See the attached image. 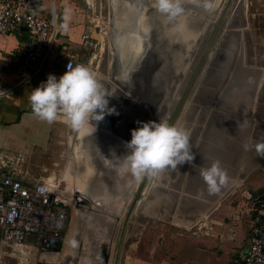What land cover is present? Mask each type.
Wrapping results in <instances>:
<instances>
[{
  "label": "crops",
  "instance_id": "obj_1",
  "mask_svg": "<svg viewBox=\"0 0 264 264\" xmlns=\"http://www.w3.org/2000/svg\"><path fill=\"white\" fill-rule=\"evenodd\" d=\"M89 1L44 0L43 14L51 15L55 20L54 43L51 61L47 62L45 59L38 68L22 63L24 45L29 39V33L24 27L8 32L0 31V168L24 183L58 180H50L49 177H44L43 172L34 171L41 165H36L32 156L52 152L55 143L59 142L57 138L68 133L67 127L61 120L49 124L35 117L28 96L34 88L46 82L49 74L58 79L65 72L62 68L63 53L74 56L84 53L81 34L87 23L86 9L92 6ZM58 14L61 19L59 25ZM102 46L103 42L98 52L97 64L93 66L94 70L99 68ZM226 55L230 61H226ZM226 55H222L221 68H214L217 73H223L224 81L221 86L216 83L207 86L216 90L213 94L221 91V95L216 96V100L213 95L212 99L215 101L200 103L208 111L205 118L197 124V143L192 145L194 160L191 164L180 165L183 166L182 170L177 167L173 170V175L161 177L164 170V173L148 179L145 187V227L140 232L142 235L145 233V240L126 243L125 236L129 232V225L126 224L117 264H231L246 249L249 228L246 211L249 201L241 197L240 193L235 197L232 195L243 189L254 194L264 191V158L257 157L254 150L246 151L244 148L246 143L258 142L251 136L256 130L255 122L258 120L256 110L264 85V67L244 63V59L240 57L234 63L235 56L228 50ZM100 122H97L95 132L100 133ZM105 135L108 136V133ZM75 136L79 137V132ZM213 161L220 162L228 182L221 187L219 193L209 194L200 171L209 167ZM44 169L48 168L44 166ZM92 199L95 200V205H82L83 209H87L86 212L93 211V216L96 215L89 225L94 234L91 246L99 250L97 264H110L109 257L117 246L114 247L112 240L116 227L112 214L104 211H109L110 205L107 202L112 197L94 196ZM224 200L229 201L224 206L226 212L216 216ZM233 200L237 201L235 205L230 203ZM74 208L69 209L70 219ZM225 216L232 220L222 222ZM241 217L248 224L243 233L245 243L242 246L234 243V229L239 224L243 225ZM120 230L121 227L119 233ZM74 231L75 228L72 227L71 232ZM65 240L66 233L60 249L63 248ZM221 243H229L228 249L232 247V251L229 250L228 254L217 252ZM68 247L69 245L65 246V252ZM60 249L53 253H58ZM215 253L219 256H215ZM59 254H53L49 259L55 260ZM42 261L46 264L55 262L38 257V253H35L28 264ZM87 264L92 262L88 260Z\"/></svg>",
  "mask_w": 264,
  "mask_h": 264
},
{
  "label": "rangeland",
  "instance_id": "obj_2",
  "mask_svg": "<svg viewBox=\"0 0 264 264\" xmlns=\"http://www.w3.org/2000/svg\"><path fill=\"white\" fill-rule=\"evenodd\" d=\"M77 1L81 2V0ZM126 1L133 3V12L128 13V18L123 23H115L111 26L113 20H122L128 12L123 8L122 0L89 1L92 6L86 9L85 16V22L102 28L100 34L94 33L103 42L100 65L97 70L92 67L91 71H95L94 75L110 95L108 107H114L118 115L106 114L100 122V133L97 131L83 136L82 132H79L78 137L75 136L76 131L66 126L68 133L57 138L59 142L55 143L52 152L32 156L36 165H41L34 171L43 172L44 177H49L50 180L57 178L56 181L61 187L63 186L65 196H70L75 190L66 184L65 178L71 176L76 187L81 189L86 187L84 192L86 197L105 198L106 195L112 197L107 202L110 205L109 211L104 207V212L113 216V224L116 227L115 232L112 233L114 247L117 245L119 227L135 194H138V198L127 222L129 232L125 239L126 243L145 240V233L142 235L140 232L142 227H145V187L151 176L148 175L147 179H144L145 175L136 180L130 174L122 176L117 172L127 153L125 143L131 139V130L141 126V122L167 120L170 124L188 130L190 144L195 146L199 133L198 121L203 120L208 111V108H203L200 103L213 100V95L216 100V96L221 95V91L213 94L216 90L207 86H213L214 83L221 86L224 81L223 73L214 70L215 67L221 68L222 55L225 56L228 50L235 56L234 63H237L235 59L240 57L244 59V63L264 67V0H212L211 11L193 4L191 0H183L184 12L171 20L157 12L153 7L154 0ZM124 5L126 6L127 3ZM138 16L139 21L136 23ZM182 22L189 30L196 29L197 34L185 38L182 33ZM99 28H96L97 33ZM126 30L138 33V36L133 34L131 39L136 52L133 54L136 56L134 59L127 57V68L119 71V55L116 50L119 38L117 39L116 36H120V33ZM109 37L114 38L112 44L108 42ZM210 37L212 41L209 55L188 85L195 65ZM107 43H110L111 49L107 48ZM140 44H142L141 49H139ZM52 51L46 56L47 62L52 59ZM230 60L226 55V61ZM173 113V119H170L168 116H172ZM256 117L258 119L255 122L256 130L251 138L264 142V85L257 102ZM104 132L108 133V136ZM89 165L93 170L92 174L87 184L81 185L80 182H85V179L82 177L79 181L77 177L80 173H89ZM44 166L48 169H44ZM178 168L182 170L183 166ZM164 175H173V169H165L161 177ZM239 193H234L232 196L235 197ZM226 201L228 200H224L216 216L224 211L225 204L229 203ZM230 203L235 205L237 201L233 200ZM70 208L72 206L67 208L68 218L65 229L68 240H65L57 259L51 261H55L54 264H87L90 260L92 264H97L99 250L91 246L94 234L89 226L96 215L93 216V211H87L88 214L87 209H83L86 213L81 212L79 206L76 210L74 208L70 219ZM226 218L228 217H223L222 222L232 220ZM240 219L243 225L239 224L235 227L234 243L242 246L245 243L243 233L248 224L244 217ZM72 227L75 228L73 233ZM240 230L244 232L241 233ZM66 243H69V247L65 252ZM228 244L221 243L219 247L216 245V251L228 254L229 250L233 249L232 247L228 249ZM115 251L116 248L109 257L110 264ZM215 256L219 255L215 253ZM0 264H18V262L12 256H4ZM37 264L46 263L42 261Z\"/></svg>",
  "mask_w": 264,
  "mask_h": 264
},
{
  "label": "built area",
  "instance_id": "obj_3",
  "mask_svg": "<svg viewBox=\"0 0 264 264\" xmlns=\"http://www.w3.org/2000/svg\"><path fill=\"white\" fill-rule=\"evenodd\" d=\"M43 2L0 0V31L26 28L29 39L24 45L22 63L35 68L45 61L54 43L55 20L43 14ZM97 27L90 23L84 25L82 55L62 54L64 71L69 63L84 65L90 70L96 66L101 46L100 38L94 35ZM98 30L100 34L102 28ZM240 196L249 201L248 243L231 264H264V191L254 194L243 189ZM71 206H75L73 196L66 198L58 181L24 183L0 168V260L12 256L18 264H28L35 253L40 257L43 252H57L65 235L67 208Z\"/></svg>",
  "mask_w": 264,
  "mask_h": 264
},
{
  "label": "clouds",
  "instance_id": "obj_4",
  "mask_svg": "<svg viewBox=\"0 0 264 264\" xmlns=\"http://www.w3.org/2000/svg\"><path fill=\"white\" fill-rule=\"evenodd\" d=\"M206 11L213 8L212 0H191ZM183 0H154L153 7L168 20L184 12ZM110 95L94 73L84 65H67V70L57 79L49 74L46 82L34 88L28 96L32 113L49 124L61 120L73 131L93 134L97 122L105 115L117 114L109 108ZM94 122V125H93ZM127 153L117 168L119 175L130 174L136 180L145 175L157 176L165 169H177L194 160L190 144V132L167 120L141 122L131 130V139L125 143ZM246 151L254 150L264 158V142L246 143ZM200 176L209 194L219 193L228 182L226 172L219 161L202 168Z\"/></svg>",
  "mask_w": 264,
  "mask_h": 264
},
{
  "label": "flooded vegetation",
  "instance_id": "obj_5",
  "mask_svg": "<svg viewBox=\"0 0 264 264\" xmlns=\"http://www.w3.org/2000/svg\"><path fill=\"white\" fill-rule=\"evenodd\" d=\"M123 1V8H125V11H128V13H131V12H133V8H132V5H133V3L132 2H130L129 3V7H128V4L125 6L124 4L126 3V0H122ZM130 4H131V6H130ZM145 4V3H144ZM144 4H143V6H144ZM142 6V5H141ZM143 6L141 7V8H143ZM142 10V9H141ZM127 13V14H128ZM126 14V17H128V15ZM140 16V15H139ZM138 16V17H139ZM120 21V19L119 20H116V21H114L113 20V22H112V24H111V26L113 25V24H115V23H121V22H119ZM139 20H137V22H138ZM133 34H135L136 36H138V33H133L132 31H128V30H126V31H123L122 33H120V36H116V38L118 39L119 38V42L117 43L118 44V48L116 47V50H117V54L119 55L118 57H119V61H118V69H119V71L120 70H122V71H124L126 68H127V66H128V60H127V57H129V58H131V59H134V57L136 56L135 54H133V52L134 53H136L135 52V50H134V47L133 46H131V39H132V36H133ZM113 38V37H112ZM112 38H108V42L110 41V43L112 44ZM211 38V37H210ZM209 38V40L207 41V43H206V45H205V47H204V49H203V51H202V53H201V55H200V58H199V60L197 61V63H196V65H195V68H194V70H193V73H192V75H191V78H190V82H189V84L188 85H190L191 84V81L194 79V77H195V75L197 74V72L199 71V69H200V66H201V64L203 63V61L205 60V58L209 55V52H210V47H211V41H212V39H210ZM114 39V38H113ZM117 39H116V41H117ZM137 39H138V37H137ZM110 43L108 44L107 43V48H110L111 49V46H110ZM141 45L142 44H140V48L139 49H141ZM108 51V50H107ZM131 53H130V52ZM140 51V50H139ZM185 93V92H184ZM150 101L151 100H153V99H149ZM173 115H174V113L172 114V116H168L170 119H173L172 117H173ZM147 176L148 175H146V177L144 178V179H147ZM76 190H78V191H80L79 190V187H76ZM64 195H65V193H64ZM71 195L73 196L74 195V193H70V196H66V198H69V197H71ZM86 197V196H85ZM88 200H90V205L91 206H93V205H95V200H93L92 198H89V197H86ZM74 199V198H73ZM67 200V199H66ZM81 207L80 209L81 210H83V207H85V206H81L80 204H78V205H76V203H75V208H78V207ZM73 207V206H72ZM42 257V256H41ZM42 258H45V257H42ZM49 258H51V256H49L48 258H46L47 260H51V259H49Z\"/></svg>",
  "mask_w": 264,
  "mask_h": 264
},
{
  "label": "water",
  "instance_id": "obj_6",
  "mask_svg": "<svg viewBox=\"0 0 264 264\" xmlns=\"http://www.w3.org/2000/svg\"><path fill=\"white\" fill-rule=\"evenodd\" d=\"M126 3L128 4V7H129V3L130 2L129 1H126ZM127 18L128 17L123 16V19L120 20V22L121 23L125 22V20H127ZM137 20H139V17L137 18ZM60 23H61L60 14H58V25ZM136 23H138V22H136ZM23 29L26 30V28H23ZM212 35H214V34H212ZM210 39H212V37ZM131 46H132V43H131ZM141 187H142V185H141ZM73 198L75 200L76 205L80 204V205H84L85 207L91 206L90 205V203H91L90 200H88L85 197V194L83 192H81V191L75 190L74 191ZM137 198H138V194H135V197L132 200V202H131V204H130L129 208L127 209V212H126V214L124 216L123 223H122V226H121V230H120V233H119V236H118V240H117V246H116V251H115V256H114L113 264H117V262H118V256H119L120 247H121V244H122V241H123L125 227H126V224H127L128 220H129L130 214L133 211V208L135 206V203L137 202Z\"/></svg>",
  "mask_w": 264,
  "mask_h": 264
},
{
  "label": "bare ground",
  "instance_id": "obj_7",
  "mask_svg": "<svg viewBox=\"0 0 264 264\" xmlns=\"http://www.w3.org/2000/svg\"><path fill=\"white\" fill-rule=\"evenodd\" d=\"M180 28V27H179ZM178 29V28H177ZM181 30V29H180ZM172 32H174V31H172ZM181 32V31H180ZM197 30L195 29V30H189L188 28H187V26L185 25V23L184 22H182V33H183V36L185 37V38H188V37H191V36H195L197 33ZM175 33V32H174ZM177 33V32H176ZM182 38V37H181ZM184 38V39H185ZM183 39V38H182ZM135 50V49H134ZM169 76V75H168ZM167 82V81H166ZM166 85V84H165ZM91 165V164H90ZM89 165V173H87V174H79V176L77 177V179L79 180L80 178H82V177H84V179H85V182H80L81 183V185H83L84 183L85 184H87V180L89 179V177L91 176V174H92V168H91V166ZM68 173V172H67ZM73 177H71V176H69V177H66L65 178V180H66V184H69V186H72V188H74L75 190H76V188H75V184H73ZM80 181V180H79ZM60 186V188H62L61 187V185H59ZM63 189V188H62ZM79 190L81 191V192H86V187H84V188H79ZM68 240V239H67ZM66 240V241H67ZM69 243H66V245L65 246H67ZM60 252H58V253H53V252H43L42 253V257H45V258H48L49 256H51L52 257V255L53 254H59Z\"/></svg>",
  "mask_w": 264,
  "mask_h": 264
}]
</instances>
